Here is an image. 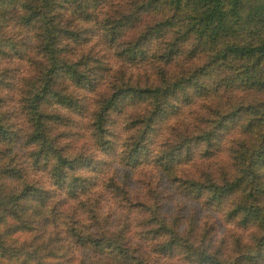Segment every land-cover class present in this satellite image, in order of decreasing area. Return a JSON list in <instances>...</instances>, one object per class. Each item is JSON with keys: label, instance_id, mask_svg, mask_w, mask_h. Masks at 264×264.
<instances>
[{"label": "trees", "instance_id": "obj_1", "mask_svg": "<svg viewBox=\"0 0 264 264\" xmlns=\"http://www.w3.org/2000/svg\"><path fill=\"white\" fill-rule=\"evenodd\" d=\"M98 45L116 56L113 89L97 88ZM252 90L264 91V0H0V264H264V100ZM116 110L137 133L126 168L101 176L107 161L61 144L75 135L66 112H87L104 154ZM168 116L169 150L156 152ZM145 166L156 182L139 190L132 171ZM178 192L251 231L231 246L210 238L169 212ZM121 199L149 216H118Z\"/></svg>", "mask_w": 264, "mask_h": 264}, {"label": "rangeland", "instance_id": "obj_2", "mask_svg": "<svg viewBox=\"0 0 264 264\" xmlns=\"http://www.w3.org/2000/svg\"><path fill=\"white\" fill-rule=\"evenodd\" d=\"M104 45H98L96 48H98V56L102 57L103 59L107 60L105 61L108 66L102 65L104 68L103 71L99 73V77H103L101 80L98 81V89H113L115 86L111 85V79L108 77L110 74L109 68H113V64L115 62V54H113L110 50H108L107 55L103 57L101 55V50L104 49ZM105 51V50H104ZM103 51V52H104ZM102 52V53H103ZM127 71L125 72V74ZM109 87H105L104 84H102L105 79H108ZM137 79L143 80V78L137 77ZM115 84H121V81H115ZM72 89V88H71ZM78 93H85V90L78 89ZM81 91V92H80ZM111 90L107 92V95L111 94ZM245 92L243 93V95ZM247 99L249 100H264V91L263 90H252L248 94H246ZM91 107V106H89ZM184 111L190 109L188 108V105H184L182 108ZM88 111V110H87ZM127 110H116L111 114V121H109V129L112 130L111 134H109L110 143L106 144L111 145L107 150L103 149L99 142H97V138L95 136H92V130L88 126L89 118L86 116V113L84 116H79L78 113L67 111L66 115H68V124L70 123L72 127L74 128L75 135L63 137L60 141L63 145H69L68 148H71L72 151H83L85 150V154L89 153H95L97 157L101 160H105L108 163L104 164L103 166H100L102 169H100V172H102L101 176H103V172H106L108 167L111 166L113 169H125L127 165L125 164V161L122 160V149H124V145L128 141V137L131 136L133 133H137L136 129L133 128V122L129 120V118L126 119ZM91 113V111H90ZM128 113V112H127ZM20 124H24V117L20 118ZM174 118L173 116L168 117H162L161 119H158L155 121L156 125V132H154L153 139L154 143H152L151 148L155 149L157 152L158 150H163L165 152H168L169 145L164 144L163 146L160 145L162 141H165L167 136H169L170 126L174 124ZM62 126L65 125V123L61 124ZM108 130V131H110ZM72 131V129H71ZM159 138V139H158ZM158 140V142H157ZM157 142V145H154ZM86 147V148H82ZM125 160V159H124ZM113 162L115 163L113 165ZM120 163V164H119ZM144 169V170H143ZM149 170V167L145 166L144 168H136L132 171V186L139 189V190H147V185L149 182H151L153 185L156 182L155 177L152 176L151 171ZM102 184V183H101ZM102 187V185H93L94 189H98V187ZM104 187V186H103ZM109 191H112L109 189ZM101 193V192H100ZM106 193V191H105ZM98 195V193H97ZM110 196L106 195V198L109 199L110 202L115 201L113 199L110 200ZM174 195V194H173ZM101 195H98V197ZM101 201H104L103 196H101ZM168 208L169 212L173 215H183L186 218H193L194 220H197V224L199 225V229L201 230V233H204L208 235L210 238H213L215 240L221 239L222 241H225V238L227 239L226 244H229L230 246L234 243V241L237 239L238 236L243 235L246 237L249 234V229H241L239 226H234L233 222L231 220H228L225 218L224 213L219 209L218 211L210 210L208 206L203 202V200H195L194 198H186L181 195V192H178L176 196H171V198L168 200ZM134 203V201L132 200ZM121 209L118 212V216H133L135 215L136 220L140 221V219H146L149 214H140L139 209L136 204L135 205H129V202L126 200L121 199ZM216 209V208H215ZM133 227L139 228L140 226L137 223H134ZM234 237V238H233ZM218 244V243H217Z\"/></svg>", "mask_w": 264, "mask_h": 264}]
</instances>
